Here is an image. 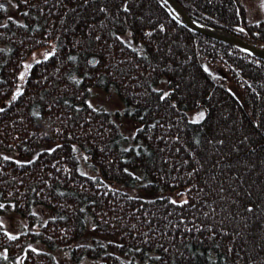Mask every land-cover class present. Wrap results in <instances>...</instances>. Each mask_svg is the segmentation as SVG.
Segmentation results:
<instances>
[{"label":"trees","instance_id":"obj_1","mask_svg":"<svg viewBox=\"0 0 264 264\" xmlns=\"http://www.w3.org/2000/svg\"><path fill=\"white\" fill-rule=\"evenodd\" d=\"M6 1L20 19L0 7V264H59L61 250L76 263L264 264V60L163 0ZM178 1L264 47L246 0ZM97 89L122 108L94 103ZM10 215L28 222L18 235Z\"/></svg>","mask_w":264,"mask_h":264},{"label":"rangeland","instance_id":"obj_2","mask_svg":"<svg viewBox=\"0 0 264 264\" xmlns=\"http://www.w3.org/2000/svg\"><path fill=\"white\" fill-rule=\"evenodd\" d=\"M247 8L251 18L261 19L264 18V0H246ZM0 5L7 8V14L15 19H20L18 12L12 4H9L6 0H0ZM50 54L48 49H41L36 51L26 63L25 69L30 66V63L36 58L47 57ZM26 69V70H27ZM26 72V71H25ZM96 96L94 103L104 104L111 109H121L122 102L112 92H104L99 89L95 91ZM204 116V111L200 110L197 112L196 117L201 118ZM136 129V124L131 121L125 122V132L129 136L128 146L134 144L133 137ZM41 218L44 220L49 213L46 210H41ZM3 223L11 234L18 235L22 231L23 227L28 226V222L18 217V215H10L3 219ZM41 247V246H38ZM59 264H97L93 260H85L81 263H76L69 252L61 250L57 253Z\"/></svg>","mask_w":264,"mask_h":264},{"label":"water","instance_id":"obj_3","mask_svg":"<svg viewBox=\"0 0 264 264\" xmlns=\"http://www.w3.org/2000/svg\"><path fill=\"white\" fill-rule=\"evenodd\" d=\"M163 1L169 6L175 17H177V19H179L185 26L189 27L190 29L229 43L252 56L264 60V47L255 45L234 32L212 25L206 21L194 17L184 8V6L178 0ZM90 62L92 65H95L97 62V57L92 56L90 58Z\"/></svg>","mask_w":264,"mask_h":264},{"label":"snow or ice","instance_id":"obj_4","mask_svg":"<svg viewBox=\"0 0 264 264\" xmlns=\"http://www.w3.org/2000/svg\"><path fill=\"white\" fill-rule=\"evenodd\" d=\"M0 7H3V5H0ZM201 118H203V117H202V114H201ZM173 203H175V201H173ZM185 203H187V201H185ZM248 211H252V209L249 208ZM13 238H14V237H13Z\"/></svg>","mask_w":264,"mask_h":264}]
</instances>
